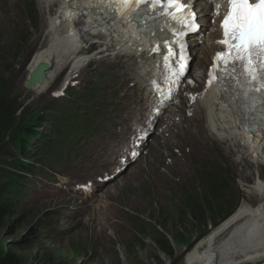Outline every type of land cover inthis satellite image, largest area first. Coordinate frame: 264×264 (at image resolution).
I'll list each match as a JSON object with an SVG mask.
<instances>
[{
	"label": "rangeland",
	"instance_id": "374dc122",
	"mask_svg": "<svg viewBox=\"0 0 264 264\" xmlns=\"http://www.w3.org/2000/svg\"><path fill=\"white\" fill-rule=\"evenodd\" d=\"M40 1L45 16H41L37 10L34 13L33 9L29 8L28 15L24 17V25L21 28L15 27L12 39L0 38V182H6L9 176L19 179L17 170L19 164H24L27 170L20 175L23 180L13 204L12 214L7 218L5 226L0 228V258L5 254L15 253L22 264H188L189 255L194 252L196 244L211 236L229 212H233L239 204L248 203L253 198H255L253 201L263 198V195H256L253 183L257 178L255 171L258 170L251 167L249 171L248 169L244 171L251 175L246 181L252 182L249 186L254 190L246 186L243 182L245 180L239 178L240 174L238 176L237 173L230 172L227 184L218 186L220 191L216 190L217 187L213 190V186L210 192L200 188L202 193H206L204 197L186 198L184 205L175 215L160 212L156 217L166 229L160 223L157 224L161 232H157L155 241L152 237L149 238L153 244L138 241L132 244H119L117 252L107 253L97 260L90 251L83 252V249L75 245V237H72L71 244L65 247L55 245L57 240L71 237L78 229L79 225H69L70 222L76 221L77 217L84 219L91 213L97 218H102L105 214L115 213L122 218L125 214L124 209L119 208L114 200L102 202L104 192L107 189L113 191L120 176L103 185L97 192L99 195L97 198L90 196L92 200L62 190L53 203L35 200V204L40 206L38 207L32 200L33 194L40 192L41 188L55 189L50 182L53 181V172L58 170V163L62 169L67 168L68 163L64 160L53 158L58 151L62 152L64 157L66 153L70 157V163L74 160L81 162L84 159L81 152L92 153L90 146L84 143L80 145L79 153L73 152L79 148V143L72 144L73 151L65 146L68 139L77 141L71 130L73 125L78 128L89 117L94 118L95 112L89 116L86 107L93 109L94 105L98 108L114 109L116 105L121 104L119 101L121 94L117 86L133 84L132 78L137 77L138 73L132 70L129 63L124 62L125 57L118 58L115 63V53L104 51L97 52L86 71L74 80L67 75L66 64L58 75H55L56 80L50 84V92L35 94L23 87L24 80L20 78L27 76L28 60L44 46L48 20L61 8L60 3L57 5V0ZM51 2L56 5L49 9ZM6 6H8L6 0H1L0 13L5 11ZM34 38L37 40L33 41ZM87 45V42L81 43L80 47L86 48ZM99 47L102 49L104 44ZM60 85L62 88L59 92L67 91V94L57 99L52 92L57 91ZM202 89L203 86L200 85L199 90ZM64 97L66 99L61 100ZM68 101L72 104L66 105ZM178 106H184L188 112L189 106L186 101L182 100ZM191 109L193 108L190 107V111ZM171 117L173 115L165 114L161 122L162 128H157L159 135L156 134L158 137L155 138L154 153L158 151V154L143 163L148 165L153 173H156L154 168L159 161L163 165V170H171L172 164L176 162V158L170 155L176 153L177 149L158 150L162 145V137L168 135L167 128L163 129L168 127L167 121ZM200 122L201 125H205L206 118L201 117ZM92 126L91 122H84L78 139H85ZM29 129H33V132ZM25 144L26 154L23 153ZM245 151L249 153L247 148ZM91 159L95 157L91 155ZM64 165L65 167H62ZM134 169H138L134 164L129 166L122 176L129 177ZM263 170L262 168V172ZM88 179L83 178L80 182H86ZM40 197L47 200L41 194ZM146 224L145 222L141 225L140 229ZM219 239L220 237L216 242ZM167 241L170 247L166 252L161 246L162 242ZM249 264H264V259Z\"/></svg>",
	"mask_w": 264,
	"mask_h": 264
},
{
	"label": "bare ground",
	"instance_id": "6f19581e",
	"mask_svg": "<svg viewBox=\"0 0 264 264\" xmlns=\"http://www.w3.org/2000/svg\"><path fill=\"white\" fill-rule=\"evenodd\" d=\"M200 1L197 0L195 3L198 4ZM6 2L8 6L4 7L3 13H0V38L12 39L15 27L21 28L24 25V17L28 15L29 8H32L34 13L37 10L41 16L44 15L40 0H6ZM58 3L62 6L48 20L44 46L37 50L31 56L32 58H29L26 67L27 76L20 78L24 80L23 87L32 90L35 94L50 92V84L56 80L55 75H58L62 66L77 53L79 43L89 40L104 44L102 52L113 51L115 57H125L124 62L131 63L135 59L144 62V53L133 38L128 24H124L122 28L120 25L115 26L113 22H110L112 25L108 24L103 14L84 8L81 0H57V5ZM53 5L56 3L51 2L49 9H52ZM40 31L39 28L38 33ZM35 40L37 38L33 39ZM44 62L52 66L49 76H45V81L30 82V74L37 71L38 65ZM154 63L158 65L156 59ZM75 69L78 73L70 76L73 80L82 75L87 66L80 71ZM131 87L138 96L135 101L140 113L147 114L153 119L154 113H157L159 109V104H155L154 100L156 90L149 88L147 91L140 87L141 94L135 86ZM61 88L62 85L57 91L52 92L57 99L67 94V91L59 92ZM172 92L176 93V98L179 97L175 86L172 87ZM199 95L200 99L195 102L197 107L192 106L194 101L190 103L193 108L190 114L183 113L178 108L166 111L173 117L167 121L168 127H165V130L167 128L168 135L162 137V145L158 147V150L177 149L176 153L170 155L176 158L171 170H163V165L159 161L154 168L156 173H153L148 165L141 163V166L134 169L129 177L120 176L116 181V188L113 191L107 189L102 196V202L114 200L119 208L124 209L125 214L122 218L115 213L105 214L102 218H97L91 213L84 219L77 217V220L70 222L69 225H79L78 229L71 237L57 240L55 245L65 247L71 244L72 237H75V245L83 249V252L90 251L97 260L98 257L107 253L117 252L119 244H132L136 241L153 244L149 237L156 236L157 224L161 222L156 216L160 212H170L175 215L184 205L186 198L206 194L202 193L200 188L205 192H210L213 186V190L217 187L216 190L220 191L218 186L227 184L230 172L240 174L239 178L245 180L243 182L248 188L253 190L255 188L256 195L262 192L264 200V170L262 172L264 141L261 144L260 141H255V149L250 150L245 145V135L236 124L235 115H227V110L218 100L216 93L212 95V92L205 88L199 92ZM65 99L66 97L61 100ZM199 103H203L204 106ZM65 104L69 105L72 102L68 101ZM163 116L158 113L160 123H156L155 128H162ZM201 117L206 118L205 125H201ZM246 148L248 151L260 149L263 152L261 151V156L254 158L251 152L245 151ZM100 151L101 154L98 157L100 165L108 166L115 162V154L105 153L103 147ZM257 164H260L258 171L260 179L256 178L253 188L249 186L252 182L246 180L251 177L248 171L252 168L257 169ZM237 165L242 168H237ZM246 169H248L247 173L244 172ZM75 180L76 178L69 174L61 183L67 187ZM101 186L102 183H98L93 190ZM40 194L47 200L42 199ZM56 196L50 190L41 188L40 192L33 194L32 201L34 204L35 200L53 203L56 201ZM145 222L147 225L140 229ZM162 226L165 228L164 225ZM218 227L213 234L209 233L211 236L196 244L194 252L189 255L190 263L188 264H248L264 255V249H262L264 245V205L262 206L259 200L251 204L250 202L239 204L233 212L227 214L226 219ZM219 237V241L216 242ZM220 241L223 244H220Z\"/></svg>",
	"mask_w": 264,
	"mask_h": 264
},
{
	"label": "snow or ice",
	"instance_id": "6c2138e0",
	"mask_svg": "<svg viewBox=\"0 0 264 264\" xmlns=\"http://www.w3.org/2000/svg\"><path fill=\"white\" fill-rule=\"evenodd\" d=\"M149 2L153 10L159 6L167 19L173 21L172 33L179 41L178 59L182 61L186 41L181 40L180 36L199 30L196 13L187 0H114L116 10L122 16L138 11ZM219 8L220 5H215L213 22L214 17L220 14ZM177 23L180 24L179 29L175 27ZM221 28L224 39L218 43L224 44L226 51L217 53L216 63L210 70V75L212 72H216V75L212 76L209 84L217 76H227L231 72L234 79L237 76L242 79V83L237 80L241 87L250 92L264 91V0H227ZM158 49L159 46H156L154 50ZM169 52H172L171 48Z\"/></svg>",
	"mask_w": 264,
	"mask_h": 264
},
{
	"label": "trees",
	"instance_id": "16d2710c",
	"mask_svg": "<svg viewBox=\"0 0 264 264\" xmlns=\"http://www.w3.org/2000/svg\"><path fill=\"white\" fill-rule=\"evenodd\" d=\"M33 132V129H29ZM26 144L23 146V153H26ZM19 169L25 171L24 165H18ZM18 180H9L7 183H0V228L4 227L7 221V218L12 214L13 203L15 199V185ZM169 242H164L161 248L164 251H169ZM172 249H170L171 251ZM0 264H22L18 255L15 253H8L3 255L0 258Z\"/></svg>",
	"mask_w": 264,
	"mask_h": 264
},
{
	"label": "water",
	"instance_id": "95a60500",
	"mask_svg": "<svg viewBox=\"0 0 264 264\" xmlns=\"http://www.w3.org/2000/svg\"><path fill=\"white\" fill-rule=\"evenodd\" d=\"M47 69H49V67L45 63H41L38 70L31 74V82L36 83L44 80L45 76H47Z\"/></svg>",
	"mask_w": 264,
	"mask_h": 264
}]
</instances>
